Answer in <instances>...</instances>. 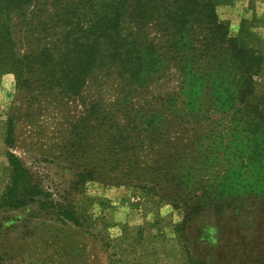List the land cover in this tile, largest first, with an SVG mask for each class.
Returning a JSON list of instances; mask_svg holds the SVG:
<instances>
[{
  "label": "trees",
  "instance_id": "16d2710c",
  "mask_svg": "<svg viewBox=\"0 0 264 264\" xmlns=\"http://www.w3.org/2000/svg\"><path fill=\"white\" fill-rule=\"evenodd\" d=\"M231 1L59 0L56 38L19 56L11 20L36 0H0V70L15 74L21 89L38 71L43 88L72 97L99 74L121 81L115 112L102 100L90 111L94 147L79 133L65 147L66 159L78 164L72 184L137 186L183 210V237L199 219H212L216 243L205 254L187 249L189 264H264V48L250 26L232 35L220 20L217 8ZM172 61L178 90L155 104L135 102ZM13 131L11 119L10 146ZM8 161L12 183L2 206L38 205L60 222L82 225L15 154Z\"/></svg>",
  "mask_w": 264,
  "mask_h": 264
},
{
  "label": "rangeland",
  "instance_id": "374dc122",
  "mask_svg": "<svg viewBox=\"0 0 264 264\" xmlns=\"http://www.w3.org/2000/svg\"><path fill=\"white\" fill-rule=\"evenodd\" d=\"M58 1L36 0L13 15L11 28L16 54L40 52L56 38L51 27L59 11ZM217 13L220 20L229 23L232 35L241 31L243 23L250 26L264 48V0H232L219 6ZM40 75L41 72H35L31 76L32 85L21 89L15 74L0 70L3 264H189L187 249L192 254L195 251L205 254L212 249L217 238L212 219H199L192 228H185L183 237L177 227L184 221L183 210L146 195L137 186L118 187L100 180L79 188L72 184L77 180L78 164L66 159L65 147L77 133L87 138L85 145L94 147L95 130L88 129L95 126V117H90V111L102 100L111 115L117 109L123 85L115 76L105 78L99 74L89 80L80 96L72 97L58 89L43 88ZM179 86L178 63L172 61L171 67L149 88L137 92L135 102L155 104L160 95L176 92ZM11 119L14 131L10 146L7 136ZM9 153L15 154L33 173L36 182L54 191L58 208L75 211L82 225L60 222L55 214L42 211L38 205L16 211L2 206L12 183ZM231 236L229 233L228 240Z\"/></svg>",
  "mask_w": 264,
  "mask_h": 264
}]
</instances>
